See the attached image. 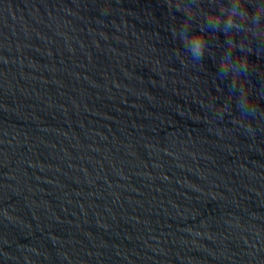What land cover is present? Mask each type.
Wrapping results in <instances>:
<instances>
[{
    "label": "water",
    "instance_id": "obj_1",
    "mask_svg": "<svg viewBox=\"0 0 264 264\" xmlns=\"http://www.w3.org/2000/svg\"><path fill=\"white\" fill-rule=\"evenodd\" d=\"M178 10L0 0V264H264V118Z\"/></svg>",
    "mask_w": 264,
    "mask_h": 264
},
{
    "label": "clouds",
    "instance_id": "obj_2",
    "mask_svg": "<svg viewBox=\"0 0 264 264\" xmlns=\"http://www.w3.org/2000/svg\"><path fill=\"white\" fill-rule=\"evenodd\" d=\"M166 6L168 0H165ZM181 10L173 15L188 19L191 11L203 14V23L185 31L181 44L194 63L209 47V33L223 39L228 51L217 58V78H227L229 103L238 116L260 119L264 113V0H176ZM253 73L261 85L253 82ZM220 107H223L219 103Z\"/></svg>",
    "mask_w": 264,
    "mask_h": 264
}]
</instances>
